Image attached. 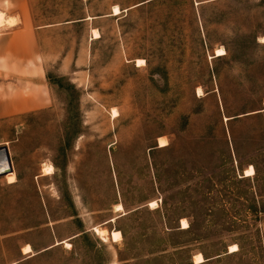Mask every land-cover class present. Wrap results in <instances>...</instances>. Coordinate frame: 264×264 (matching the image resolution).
<instances>
[{
    "label": "rangeland",
    "instance_id": "rangeland-1",
    "mask_svg": "<svg viewBox=\"0 0 264 264\" xmlns=\"http://www.w3.org/2000/svg\"><path fill=\"white\" fill-rule=\"evenodd\" d=\"M12 1L40 28L0 56V264H264V0Z\"/></svg>",
    "mask_w": 264,
    "mask_h": 264
},
{
    "label": "crops",
    "instance_id": "crops-1",
    "mask_svg": "<svg viewBox=\"0 0 264 264\" xmlns=\"http://www.w3.org/2000/svg\"><path fill=\"white\" fill-rule=\"evenodd\" d=\"M9 2L13 4L12 0H9ZM15 7L17 10L8 9L5 14L7 18L17 19L18 22L14 26L6 27V29L5 26L2 27L4 29H2L0 33V56L8 54L11 58L13 57V59L17 60L18 64L16 65V68L18 67L19 74H23V64L27 61H33L36 57V35L38 34V29L40 27L35 26L32 22V18L27 15L25 2H20L18 5L15 4ZM1 11L2 10L0 9V13ZM5 64L0 62V66H5ZM39 74L38 78L35 77L29 82L31 87H34L32 89L35 90L33 92L35 95H32L26 100L22 99V103L11 108L14 110L12 113L22 112L37 106L43 107L44 101L41 103L43 100L42 97L39 95L36 96L37 90L40 92V88L43 87V71L41 70Z\"/></svg>",
    "mask_w": 264,
    "mask_h": 264
},
{
    "label": "bare ground",
    "instance_id": "bare-ground-1",
    "mask_svg": "<svg viewBox=\"0 0 264 264\" xmlns=\"http://www.w3.org/2000/svg\"><path fill=\"white\" fill-rule=\"evenodd\" d=\"M120 13H121V10L119 9V7H115L114 8V14L115 15H119ZM5 14L6 13H3V12L0 13V30L4 26L5 27L6 26L10 27V26H14L16 24V21L14 19L7 18ZM98 38H100V35L97 33L96 36L94 37V39H98ZM225 55H226V50L224 48H220V49H217L215 51V56L216 57H221V56H225ZM113 113H114L115 116L117 115L116 111H113ZM164 145H165L164 142H161V146H164ZM7 165L8 164H7L6 158L4 156V153L0 152V172L2 170L6 169ZM52 171H53V167L52 166H49V167L45 168V170H44V172L46 174H51ZM253 175H254V169L253 168H251L250 170H247L245 172V177H250V176H253ZM6 179H7L8 183H10V184L16 183V181H17V177H16L15 173L9 174L8 176H6ZM118 210H122V207L119 206ZM181 225H182V229H188L189 228L188 222L185 219H183L181 221ZM97 231L102 236H104L106 234V230H97ZM68 245H70V244H68ZM25 247H24V249H25ZM238 250H239V248L237 246H231L230 247V253L237 252ZM30 251H31V248L28 245V247L26 248V252L29 253ZM204 262H205V260H204V257L202 256V254H198V255L195 256V258H194V263L195 264H202Z\"/></svg>",
    "mask_w": 264,
    "mask_h": 264
},
{
    "label": "water",
    "instance_id": "water-1",
    "mask_svg": "<svg viewBox=\"0 0 264 264\" xmlns=\"http://www.w3.org/2000/svg\"><path fill=\"white\" fill-rule=\"evenodd\" d=\"M0 152L4 153V156H5L7 164H8L7 168L0 172V177H1V176H6L12 172V162H11L10 153H9V150L7 147L0 148Z\"/></svg>",
    "mask_w": 264,
    "mask_h": 264
},
{
    "label": "trees",
    "instance_id": "trees-1",
    "mask_svg": "<svg viewBox=\"0 0 264 264\" xmlns=\"http://www.w3.org/2000/svg\"><path fill=\"white\" fill-rule=\"evenodd\" d=\"M241 250V249H240ZM204 257H205V255H204ZM203 264V263H202Z\"/></svg>",
    "mask_w": 264,
    "mask_h": 264
}]
</instances>
